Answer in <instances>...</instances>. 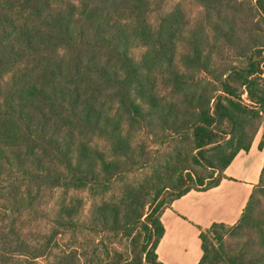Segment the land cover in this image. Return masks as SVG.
I'll use <instances>...</instances> for the list:
<instances>
[{
	"label": "trees",
	"instance_id": "obj_1",
	"mask_svg": "<svg viewBox=\"0 0 264 264\" xmlns=\"http://www.w3.org/2000/svg\"><path fill=\"white\" fill-rule=\"evenodd\" d=\"M77 1L0 0V168L26 188L28 201L56 189L103 198L119 186L121 194L96 203L89 218H80L83 202L71 199L41 245L12 232L0 264L19 257L100 264L103 254L106 264H163L157 251L166 210L193 191L220 186L264 125V41L251 37L241 45L242 10L233 0H199L205 22L188 37L190 23L179 9L153 25L149 0ZM252 1L245 16L254 24V11L264 20V0ZM105 12L118 19L109 24ZM183 32L189 54L177 63ZM213 42L236 48L245 64L220 71ZM138 45L141 60L131 53ZM159 79L171 98L161 95ZM137 134L154 139L157 149L136 143ZM137 173L142 177L128 183ZM60 228L73 243L56 252ZM84 230L106 237L77 247ZM200 232L199 264H264V169L236 225ZM228 237L239 244L229 248ZM106 238L131 241L132 259L112 251L117 242L107 245Z\"/></svg>",
	"mask_w": 264,
	"mask_h": 264
},
{
	"label": "rangeland",
	"instance_id": "obj_2",
	"mask_svg": "<svg viewBox=\"0 0 264 264\" xmlns=\"http://www.w3.org/2000/svg\"><path fill=\"white\" fill-rule=\"evenodd\" d=\"M75 1L78 3L77 0ZM238 1L240 3H243V5L240 6ZM251 1L252 0H233V2L231 3L232 5L238 7L239 10H242L239 18L238 31L239 38L243 42H245L241 43V45L243 46L248 45L247 43L249 42L251 37H257L260 41H264V20L262 19V16L259 14V12L254 11V15H257V19L255 20L254 24L252 19H249L245 16L246 14L249 15L248 9L252 5ZM252 2H255V0ZM149 4V16L151 19L150 21L153 25L159 24L161 19L167 16L166 14L179 9L181 13L186 16L187 22L189 21L190 23L189 27L184 29L185 37H188L187 35H189L191 27H199V23L205 22L206 15L204 12V8L202 7L199 0H149ZM238 15L239 14L237 13L236 16ZM104 18L109 24L118 19L115 14L112 13L111 15H107V12H105ZM255 27L259 30L258 34L253 33ZM184 32L183 34H179L178 36L181 41L178 44L177 63L179 62V59L182 55L189 54L188 46H186L184 43ZM210 33L211 32H207V34L210 35L209 38L213 39V33ZM209 48L213 52L214 64L220 71L225 69V66L227 65L243 66L245 64L243 59H241V57L238 58V54L234 52L236 51V48H234L235 50H228L225 47H219V44H214V42L209 46ZM206 51H208V48ZM144 52L145 49L140 45L133 46L131 50L132 55L137 60H141ZM10 76L11 75L7 76L6 78L7 83L10 82ZM159 90L161 95L165 98H171L173 96V93H171L169 87L166 84L164 85V83L160 79ZM263 139L264 125L257 136L256 145L260 144ZM152 141L154 142L155 140H148L147 137L143 134H137V138L135 139L136 143L147 142L152 149L156 150L157 148L156 146L152 145ZM99 143L102 148L107 149L103 141ZM12 175L13 173H11L7 167L0 168V255L3 254L1 251L3 247V241L8 238L9 240H12V235H10L12 232H21V235L26 241L35 243L36 245H41V239L44 236L50 235L57 229L55 226V220L58 217L57 213L60 207L65 203L67 205L70 204L71 199H78L83 202V205L80 206V218H89L96 203L100 204L104 199L109 201L115 195L118 198L121 194V192L118 190L119 186H117V189H115L114 191L110 190V192H108L103 198H94L93 196H91L89 191H71L66 194L64 190L56 189L53 192L44 191L40 195L39 199L38 195L34 194V199L32 201H28L29 198L27 197L28 192L26 191V188L17 183L19 180H15L12 177H9ZM129 177L131 179L130 181H128V183H132L135 182V178H139L142 176L137 173L131 174ZM33 191H36V189H31L32 193ZM169 193L176 194L177 192L175 191ZM171 197L172 194H169L167 196V199L170 200ZM59 233L61 236H57L56 240V243L59 245V247L54 248L56 252L66 250L73 243V239L71 237L72 235L69 232L64 231V228H60ZM87 233L88 232L84 230L79 234L77 247L78 243L80 245L84 244V246H87V239L89 237H91L92 240L96 242L102 240V237H106V235L98 237L96 235ZM228 238L229 239L227 240L229 248H233L239 244L237 239H232L230 237ZM106 239L107 245H110V243L114 241L117 242V244L111 246L112 251H118L122 253L125 260L132 259L129 251L131 241L121 238H112L110 240L108 238ZM4 258L5 255H3V259ZM108 260L109 259L106 258L103 254V261L100 264H106ZM85 261L86 258L82 257L81 263L86 264ZM18 263L51 264L52 260L50 259V257L39 258L37 260H34L32 258L19 257V261H17L16 258L14 261L9 262V264Z\"/></svg>",
	"mask_w": 264,
	"mask_h": 264
},
{
	"label": "crops",
	"instance_id": "obj_3",
	"mask_svg": "<svg viewBox=\"0 0 264 264\" xmlns=\"http://www.w3.org/2000/svg\"><path fill=\"white\" fill-rule=\"evenodd\" d=\"M257 140V138H256ZM254 142L226 170L220 186L193 191L176 200L162 217L165 235L158 256L163 264H199L203 257L200 228L214 224L236 225L259 184L264 169V149Z\"/></svg>",
	"mask_w": 264,
	"mask_h": 264
}]
</instances>
